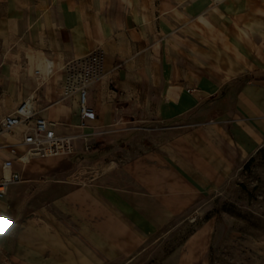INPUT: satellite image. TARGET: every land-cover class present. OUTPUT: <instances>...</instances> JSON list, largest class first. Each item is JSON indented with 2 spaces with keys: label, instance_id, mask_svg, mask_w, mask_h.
I'll use <instances>...</instances> for the list:
<instances>
[{
  "label": "crops",
  "instance_id": "0c3cea01",
  "mask_svg": "<svg viewBox=\"0 0 264 264\" xmlns=\"http://www.w3.org/2000/svg\"><path fill=\"white\" fill-rule=\"evenodd\" d=\"M77 63L92 72L96 117L80 119L77 91L34 116L78 135L80 161H20L18 132L0 148V165L12 159L22 177L0 199V264H129L263 145L264 0H0V118L46 99L55 79L65 93ZM146 139L165 152L147 165L164 166L156 182ZM129 147L132 159L105 161ZM81 166L103 170L82 177ZM210 227L188 237L179 264H208Z\"/></svg>",
  "mask_w": 264,
  "mask_h": 264
},
{
  "label": "rangeland",
  "instance_id": "374dc122",
  "mask_svg": "<svg viewBox=\"0 0 264 264\" xmlns=\"http://www.w3.org/2000/svg\"><path fill=\"white\" fill-rule=\"evenodd\" d=\"M80 66L77 63L65 71L62 78L67 85L64 87L65 93H62L63 90L59 91V82L55 81L57 79L53 80L49 88L47 87L46 99H39L41 102L37 104L29 103L32 112L34 113V107L51 105L67 94L70 88L68 82L83 70ZM73 113L77 114L76 109ZM23 129L22 125L15 131L20 132ZM1 138L0 148H7L8 142L13 140L8 135ZM151 139L145 140V151L139 150V153L144 154L146 175L156 182L159 174L157 170L164 169V166L159 165L157 168L147 165L158 163L160 153L165 152ZM165 139L167 136L157 141ZM101 146L99 144L98 148ZM129 150L116 151L105 158V161L132 159L136 151L133 152L130 147ZM78 156L73 154L70 159L79 160ZM0 169L2 170L1 165ZM102 170L103 168L81 166V176L98 175ZM84 181L87 182V179ZM170 192L179 194L182 189L170 188ZM206 222L211 226L208 264H264V142L228 179L208 192L194 194L187 207L179 210L165 225L152 230L145 249L129 264H179L184 253H189L185 247L186 240ZM191 253L201 255L194 247L191 248Z\"/></svg>",
  "mask_w": 264,
  "mask_h": 264
},
{
  "label": "built area",
  "instance_id": "2783aa9c",
  "mask_svg": "<svg viewBox=\"0 0 264 264\" xmlns=\"http://www.w3.org/2000/svg\"><path fill=\"white\" fill-rule=\"evenodd\" d=\"M80 65L83 70L77 74L75 79L68 82L70 87H68V92L77 91L80 119H94L96 114L87 105V81L92 72L86 63H80ZM22 125L24 129L18 132L20 140L15 144L22 147L21 155L18 158L20 161L27 162L32 157L71 156L75 154V142L79 138L78 135L58 131L59 123L34 116L30 105L26 107V103L20 104L14 112L0 118V136H14L17 133L15 130ZM88 148L86 146V149ZM11 151L13 152V150ZM12 163V159H9L2 164L3 170L8 171L9 175L0 181V199L4 196L6 187L10 182L22 180L18 172L12 171ZM1 217L2 210L0 207Z\"/></svg>",
  "mask_w": 264,
  "mask_h": 264
},
{
  "label": "trees",
  "instance_id": "16d2710c",
  "mask_svg": "<svg viewBox=\"0 0 264 264\" xmlns=\"http://www.w3.org/2000/svg\"><path fill=\"white\" fill-rule=\"evenodd\" d=\"M97 147H98V145H96V146H93V147H92V149H97Z\"/></svg>",
  "mask_w": 264,
  "mask_h": 264
},
{
  "label": "bare ground",
  "instance_id": "6f19581e",
  "mask_svg": "<svg viewBox=\"0 0 264 264\" xmlns=\"http://www.w3.org/2000/svg\"><path fill=\"white\" fill-rule=\"evenodd\" d=\"M24 103H26V107H28V106H29V103H28V102H24Z\"/></svg>",
  "mask_w": 264,
  "mask_h": 264
}]
</instances>
